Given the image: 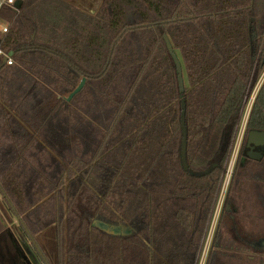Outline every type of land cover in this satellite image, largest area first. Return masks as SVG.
<instances>
[{
  "label": "trees",
  "instance_id": "16d2710c",
  "mask_svg": "<svg viewBox=\"0 0 264 264\" xmlns=\"http://www.w3.org/2000/svg\"><path fill=\"white\" fill-rule=\"evenodd\" d=\"M0 21V202L23 238L53 264H198L264 69V0H102L94 13L17 0ZM250 131L264 132V84L243 142ZM226 205L254 231L219 221L205 264H264V157L237 156Z\"/></svg>",
  "mask_w": 264,
  "mask_h": 264
},
{
  "label": "built area",
  "instance_id": "2783aa9c",
  "mask_svg": "<svg viewBox=\"0 0 264 264\" xmlns=\"http://www.w3.org/2000/svg\"><path fill=\"white\" fill-rule=\"evenodd\" d=\"M15 1H17V0H0V9L2 7H11L15 3ZM7 29H8L7 25L0 21V35L1 36L7 32ZM2 57L5 60L7 65H11L12 60L8 57H5L3 52L0 50V58H2ZM263 84H264V69H263L262 73L260 74L259 78L257 79L256 84H255L254 88L252 89V92L250 93V95L248 96V98L245 102V105L243 108L242 119H241L238 131L236 133V136H235V139L233 142V146H232L230 158H229V161L227 164L225 176H224V179H223V182L221 185V189H220L217 201H216L215 209H214L213 216L211 219V223H210L207 235H206V239H205V242L202 246V250L200 253L198 264H205V262H206V258L208 256V252H209L208 241H209L210 236L212 235L211 228L217 224L218 215H219L220 210L222 208L225 193L227 190V186L229 184L228 182H229L230 176L232 174L231 171L233 170L234 164H235L236 159H237L238 150H239V147H240L241 142H242L243 137H244L248 117H249L252 105L254 103L255 97H256L260 87ZM211 239H212V237H211Z\"/></svg>",
  "mask_w": 264,
  "mask_h": 264
},
{
  "label": "flooded vegetation",
  "instance_id": "af4514ba",
  "mask_svg": "<svg viewBox=\"0 0 264 264\" xmlns=\"http://www.w3.org/2000/svg\"><path fill=\"white\" fill-rule=\"evenodd\" d=\"M246 140L241 142V145L238 150V157H240L241 161L251 160V161H260L264 157V146H255V147H247ZM250 149L253 153L260 154L261 157L258 160L251 159L248 157V153L250 152ZM241 153V155H240ZM227 202V191L225 193L224 201L222 208L220 210V213L218 215L217 223L224 222V224L232 227L240 226L242 225V222L238 216H234L231 214L232 209L226 205ZM18 240V242L21 243L23 249L21 259H17L16 264H53L52 262V255L50 253V250L45 245H39L36 240H33L30 235H28V240H25L27 238H22ZM27 242L30 244H27ZM19 243H17L18 245ZM19 246V245H18ZM27 250L31 251L30 257L27 254Z\"/></svg>",
  "mask_w": 264,
  "mask_h": 264
},
{
  "label": "water",
  "instance_id": "95a60500",
  "mask_svg": "<svg viewBox=\"0 0 264 264\" xmlns=\"http://www.w3.org/2000/svg\"><path fill=\"white\" fill-rule=\"evenodd\" d=\"M163 39H164L165 46L169 52V55L175 67V73H176L179 93L183 94L184 93V82H183L182 67H181L180 61L177 58L176 54L174 53L168 38L164 37ZM84 83H85V79H82L80 83L78 84V86L76 87V89L66 98V101L69 102L77 93H79L81 89L83 88ZM184 118H185V105H184V100H182L181 101V116H180L181 136H182L181 146H180V162H181L182 169L186 171L187 170V164H186V158H185L186 130H185V119ZM246 145L247 147L264 146V132L250 131L247 134ZM248 157L251 159L258 160L260 159L261 155L253 153L250 149V152L248 153ZM113 233L117 234V231L113 229ZM126 233H129V230ZM30 253L32 252L27 250V254L29 257L31 256Z\"/></svg>",
  "mask_w": 264,
  "mask_h": 264
},
{
  "label": "crops",
  "instance_id": "0c3cea01",
  "mask_svg": "<svg viewBox=\"0 0 264 264\" xmlns=\"http://www.w3.org/2000/svg\"><path fill=\"white\" fill-rule=\"evenodd\" d=\"M64 1H66L70 4L73 2V0H68V1L64 0ZM77 1H78V3H77L78 5H74L77 8H79L82 11L87 12V13H94L95 12V10H92L91 8L90 9H85V7L82 8L83 6L90 5V3L92 2L91 0H77ZM0 37H1V35H0ZM12 218L16 219L18 225L20 224L21 219L19 217H15L12 215ZM1 224H2L3 231H7L10 234L9 238L7 237V240H0V260H3V261H1V263L2 264H16L17 259L18 260L21 259V256H22L21 249H23V247H22L21 243L18 242V240H20V239L16 238L15 234L10 233L9 228L3 226L2 222H1ZM40 242H41V244H43L47 247V244L44 243V241H40ZM17 243H19L18 244L19 246L17 245ZM27 244H29V243L27 242Z\"/></svg>",
  "mask_w": 264,
  "mask_h": 264
},
{
  "label": "rangeland",
  "instance_id": "374dc122",
  "mask_svg": "<svg viewBox=\"0 0 264 264\" xmlns=\"http://www.w3.org/2000/svg\"><path fill=\"white\" fill-rule=\"evenodd\" d=\"M91 1L92 2L90 3V5L83 6L82 8H84V7H85V9H90L91 8L92 10L96 11L98 9V7H99V5H100L102 0H91ZM77 3H78L77 0H73V2L71 4L74 6V5H78ZM231 172H233V170ZM230 178H231V176H230ZM229 182H230V179H229ZM228 186H229V184H228ZM228 186H227V189H228ZM1 222L3 223V226L9 228L10 233L15 234L16 238H18V239H21L20 237L23 238L22 234L20 233L19 225H18L16 219L12 218V215L10 213H8V211L5 208V206L0 202V223ZM239 227L241 229H244L247 233L254 231L253 230V228H254L253 224L251 225V224H248L246 222H242V225H240ZM216 228H217V224L211 228L212 235L210 236L209 241H208V249L209 250H210V247H211V243H212L213 237H214L215 232H216ZM115 230L117 231V233H121V234H127L126 232L128 231L126 228H124V229L123 228H119V229H115ZM106 231L107 232H112L113 229L107 228ZM211 237H212V239H211ZM25 240H28V239H25ZM47 246H48V244H47ZM47 248H49V247H47Z\"/></svg>",
  "mask_w": 264,
  "mask_h": 264
}]
</instances>
